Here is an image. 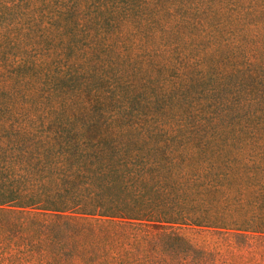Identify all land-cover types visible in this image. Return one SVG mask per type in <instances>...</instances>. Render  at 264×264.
I'll return each instance as SVG.
<instances>
[{"label": "trees", "instance_id": "trees-1", "mask_svg": "<svg viewBox=\"0 0 264 264\" xmlns=\"http://www.w3.org/2000/svg\"><path fill=\"white\" fill-rule=\"evenodd\" d=\"M122 1L81 34L64 17L44 35L65 39L64 50L89 37L70 74L23 53L9 59L0 40V264H216L181 226L253 235L264 249V70L244 76L247 102L233 101V70L206 81L211 52L169 84L112 70L104 41L150 37L138 7ZM144 3L149 17L155 5ZM171 28L194 39L189 24ZM201 28L202 40L214 37ZM236 117L263 121V132L236 131Z\"/></svg>", "mask_w": 264, "mask_h": 264}, {"label": "rangeland", "instance_id": "rangeland-1", "mask_svg": "<svg viewBox=\"0 0 264 264\" xmlns=\"http://www.w3.org/2000/svg\"><path fill=\"white\" fill-rule=\"evenodd\" d=\"M144 1L132 0L139 9L136 18L149 27L147 34L150 37L133 35L119 42L104 41L109 50L101 53L114 58L112 70L118 69L119 66L115 64L127 70H149L155 79L160 74L168 79L169 84L173 80L169 77L171 73L175 75L177 70H199L197 58L211 52L210 59L204 57L202 62L207 64L209 61L212 64L206 81L216 82L222 70H233L234 74L228 80L229 91L236 93L233 101L247 102L246 89L252 81H242L244 76L257 72V79L263 77L264 0H149L155 5L150 18ZM123 5L122 0H0V40L6 42L5 56L13 59L17 53H23L43 61L48 72L55 74L81 70L75 64V55L79 50L80 54L84 53L82 50L90 43L88 36L77 35L75 41H71L70 48L64 50L62 43L65 39L63 41L58 36L52 41V36L48 40L44 35L57 34L64 17L69 20V26L74 24L73 32L81 34L87 30L95 14L106 15L109 10ZM73 16H77V23L71 21ZM184 23L195 27L191 36L194 39L186 40L188 30L182 34L186 36L170 32L173 29L171 26ZM203 26L214 32L213 38L202 40ZM13 44L18 47V51L11 56ZM216 52L226 61L217 58ZM236 118V131L244 129L239 127L241 124L247 131L263 132V121L262 127L257 129L258 119L248 121L243 118L244 121H240ZM175 230L195 248L212 251L216 264H263V244H259L253 235L239 238L229 234L225 237L212 229L193 226H181ZM153 262L159 264L158 260ZM139 264H147L146 259Z\"/></svg>", "mask_w": 264, "mask_h": 264}]
</instances>
